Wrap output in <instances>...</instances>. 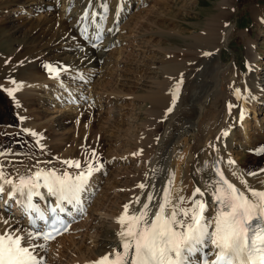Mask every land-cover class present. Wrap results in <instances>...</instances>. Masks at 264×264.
Masks as SVG:
<instances>
[{
    "label": "rangeland",
    "instance_id": "374dc122",
    "mask_svg": "<svg viewBox=\"0 0 264 264\" xmlns=\"http://www.w3.org/2000/svg\"><path fill=\"white\" fill-rule=\"evenodd\" d=\"M41 1L44 0H32L23 6L10 2L7 8H0V57L12 56V60L8 59L10 67L16 65V70H31L32 75L31 84L20 83L29 88L22 99L16 94L10 104L0 100V153H3L0 155V165L3 166L0 170L5 177L8 175L13 180L18 169L26 171L31 177L37 169H51L60 174L66 168L73 173L78 171L79 168L68 167L63 163L68 160L80 161L85 172L89 165L94 169L77 203L79 215L72 221L70 230L58 239L44 243L46 248L35 250L34 254L42 258V264H71L80 260L82 263L85 259L78 252L79 248L90 246L91 238L96 239L101 229H110L111 224L117 222L125 204L130 205L129 209L135 207L136 198L140 197L143 190L138 185L145 184L151 176L154 154L157 152L162 156L161 160L165 161L172 157L159 138L165 132H177L184 136V133L198 125L200 133H221L219 140L203 137L191 144L192 158H205L204 163L191 167L193 171L189 172L193 177L204 172L202 169H205L207 158L210 157L207 154L211 147L227 149L231 137H244L245 140L248 136L249 141L259 143V149L257 151L248 146L249 149L244 148L243 151L239 148L242 154L239 159L245 170L240 165H237V170L246 178H264V171H261L264 169V90L256 98L257 103H260L256 120L249 118L246 126L249 129L245 135L238 124L243 108L256 104L253 98L260 91L249 81L244 84L239 74L245 75L254 70L257 83L264 86V22L257 21L253 13L254 10H260L264 14V0H122L114 41L107 48L105 60L76 68L82 69L85 72L83 75L89 77L91 82L88 88L94 92L91 98L86 95L79 106L77 102H71L69 90L75 85L77 87L81 76L72 72L73 69L63 62V66L57 67L67 70L60 71L56 79L63 76L76 80L74 86H69L70 89L59 87L52 80L55 78L53 74L45 67L57 58L45 53V47L58 33L52 23H63L71 15L68 11L64 13L65 0H60L58 7L40 6ZM105 13L108 18L110 14L108 11ZM218 15H223L224 22L216 21ZM224 29H230L231 33L228 44L217 48L211 55L212 59L218 60H215V71L211 74L209 65L205 63V66L200 65L202 68L198 65L194 69L192 66L202 58V53L191 51L197 38L214 36L213 33L215 37L219 33L225 35ZM11 36L18 43L15 41L11 45ZM46 41L48 43L45 45ZM248 41L253 42L258 54L254 63L247 59ZM59 48L58 44V49L54 51V55L59 52L58 57L61 56ZM32 62L38 63L43 74L33 67ZM169 63H174L177 73L184 72L179 74L177 83H182L178 90L177 83L173 86L174 77L168 76ZM39 72L47 81H41L44 83H41V87H33L34 74V83H39ZM197 76L199 78L194 79ZM167 82L173 86L171 100L169 98V102L161 106L158 99L154 98H159ZM237 89L240 90L239 98ZM74 90L88 93L82 87ZM175 91L179 94L173 101ZM220 91H224L227 109L224 108V95L221 98ZM228 92L236 101L235 104L232 102L230 111L226 106L227 103L230 105ZM91 104L95 106L94 119L81 120V112L89 109ZM171 105L172 111L169 112ZM200 106H206L203 117L198 116L199 111L196 109ZM67 113L71 115L67 116ZM226 115L230 117L226 119ZM225 121L227 126L222 129ZM245 121L243 118L242 124ZM88 123H91L90 126ZM30 125L32 127L29 129ZM24 129L37 135L33 136ZM224 130H227V138L223 135ZM146 138L150 143L147 151L139 144ZM161 163L158 172L168 174V169ZM151 192H147V195ZM154 200L153 207L156 204ZM1 209L0 214L8 220V217L19 219L16 212ZM25 227L15 230L13 234L27 238L29 229ZM26 242L42 243L41 239Z\"/></svg>",
    "mask_w": 264,
    "mask_h": 264
},
{
    "label": "bare ground",
    "instance_id": "6f19581e",
    "mask_svg": "<svg viewBox=\"0 0 264 264\" xmlns=\"http://www.w3.org/2000/svg\"><path fill=\"white\" fill-rule=\"evenodd\" d=\"M29 1H32V0H0V8L1 7L7 8V6L9 5L10 2H17V4L19 3L21 6H23V5H25L26 2H29ZM59 1L60 0H48V1L44 0V1H41L39 3V5L40 6L45 5V7H51V6L58 7ZM105 4L107 5V11L110 14V16H108V18H106V16H105L106 11H105L104 7H102V5H105ZM63 6L65 8V10L63 9L64 13H67V11H68L70 13L71 17L67 18L63 23H60V24L59 23L55 24V22L52 23V26L57 27L58 33L56 35L54 34L55 35L54 40H52L46 47L44 46L45 48H47L46 49L47 51L45 53H49V54L53 55V57H57V58H54L50 61L51 62L50 65H53L56 67L58 65L63 66L64 65L63 62H65L67 66H69L70 68L73 69V70H71L72 72H76V74H78L79 76H82L83 80H80V82H77V87H80V88L84 87V89H87V91H88L87 95L88 96L90 95L89 98H91V96L94 95V92H92L91 89L86 88L87 84H83V83H87V82L90 83L89 82L90 79L88 76L83 75V73H85V72H83L82 69H76V68L77 67L81 68V66L87 67V66L93 65L95 63L99 64L105 60L104 56L106 54L107 48L114 41V34L116 32L115 25L118 22L117 18H118V15L120 14V11L122 8V0H91V3H89V0H65ZM85 11H88L90 14L91 13L97 14L95 17L94 23L92 22L91 18H89L88 20L82 19ZM261 12L262 11H260V10H257V11L254 10L253 11V13L255 14L254 16L257 19V21L264 22V20H263L264 14H262ZM217 17L218 18L216 19V21L224 22V21H222L223 15H220V16L218 15ZM211 21H213V20H211ZM97 25H99V28L97 27ZM84 28H87V30H88L86 33L87 39H85V35H82V30ZM224 28H225V26H224ZM41 30H42V28H41ZM52 30H54V29H52ZM225 30L226 29H224V31ZM225 32H226L225 35H221V33H219L218 34L219 36H217V34H216L217 37H215V33L212 32L214 34V36H205L204 35V36H199L197 38L196 44L191 48V51H194L196 53L198 52V54L202 53V58L199 59V62H197L196 65L192 66L194 69L198 65H199V68L200 67L202 68V66H203L202 64L205 63L207 66L209 65L208 71L211 74L215 71V69L217 68V64H215V63H217V62H215L216 59L211 58L212 57L211 55L214 53V51H217V48H221V46H226L228 44L229 35L231 33L230 29H227ZM97 36H99V38H103V41L100 44H98L96 46V48H94L92 43L94 41V38ZM52 38H53V36H52ZM16 40H17L16 38L11 36L9 42L12 45ZM30 41H32V40H30ZM103 42H104V44H102ZM16 43H18V42L16 41ZM47 43H48L47 41L44 42L45 45ZM57 43L59 44V47H60L59 49H61V51H60L61 54H59L61 56H59V57H58L59 52L56 53V55H54L55 54L54 51H56L55 48L58 49ZM246 44H247V42H246ZM246 47H247V50H246L247 51V53H246L247 59L250 62L253 61V63H254L255 60H257V58H258V54L254 50L253 42L250 43V41H248V44L246 45ZM11 51H13V49ZM205 53H209V55H205ZM7 54H9V52ZM43 55H45V54H43ZM9 58L12 60V56L11 57L7 56L5 58L0 57V100L7 102V104H10V102L13 101L14 95L17 94L22 99L23 95L25 96V94L27 93V90H29V88L22 86L20 83H30V84L32 83L31 82L32 81L31 70L28 71L25 68L23 70H21V69L16 70L15 69L16 65L14 64V61H13V65H15L14 68L10 67L9 62H8ZM206 61H208V62H206ZM216 61H218V60H216ZM205 64H204V66H205ZM218 64H220V63L218 62ZM32 65L35 69H37V68L39 69L38 63L32 62ZM200 65H202V66H200ZM72 66H75V67H72ZM64 69H67V68H64ZM39 70L41 71V69H39ZM177 71L178 70L175 68L174 63H169V69H167L168 76L171 75L172 77H174L173 75L184 74V72L183 73L182 72L177 73ZM198 71H196V72H198ZM41 73L43 74V71H41ZM189 73H190V71H189ZM210 75H208V76H210ZM240 75H242L241 78H243L242 81L244 84H246V82L249 81L250 83L254 84L257 88L260 89V91L256 92V94L253 98V101L256 104L246 106L245 108H243L242 112L244 113L243 118L246 119L245 123L242 124L243 118L240 120V123H238L239 126L242 128L241 130H242L243 135H245L246 131L249 129L248 127H246L249 118L256 120L257 109L260 108V103H257L256 98L264 90V86L257 83L254 70L251 71L250 73H246L245 75L240 73L239 76ZM35 76L36 75L34 74L33 87L34 86H40L41 87L42 86L41 83L43 81L44 82L47 81V80L46 81L44 80V78L41 76V74L39 72V78H38L39 83L35 84L34 83L35 82ZM200 76L201 75H199V77ZM208 76H206V78ZM45 77H47V76H45ZM199 77L197 76L194 79H197ZM24 78L26 79V81ZM201 79H205V78L202 77ZM52 80L54 81V83L59 85V87L63 86L64 88L68 87V89H70L69 86H72V85L74 86L73 82L76 79L73 81V77H63L62 76V77H59L58 79L53 78ZM12 81H16V83H12ZM167 83H169V82H167ZM42 84H44V83H42ZM75 86L72 87V90L70 89L69 91H71L72 101H73V98H75V100L78 101V106H79L83 102V99L81 100V98L83 96H86V94L83 93L84 90H81V91H79V90L75 91L74 90L73 91V89L77 88ZM88 86H89V84H88ZM9 88L15 90L13 93V96H11V97L8 95V93L6 91V89H9ZM170 93H171L170 91L166 92V90H164V88H163L159 94V98H154V99H158V103L161 106H164L169 102ZM219 93L222 94L221 98L224 95V97L222 99H223V103H224V108H226L225 107L224 91H220ZM216 96L217 95H215V97ZM19 97H17V100L21 101V99ZM157 97H158V95H157ZM228 97H229L228 99L231 102V104H232V102H234V104L236 103V101H234V98L231 97V94L229 95V92H228ZM170 100H171V98H170ZM172 100H173V98H172ZM44 101H46V99ZM89 101H92V100H89ZM216 107H215V109L217 110ZM12 108H13V105H12ZM205 108H206V106H200V107L196 108L199 111L198 116L203 117V115L205 113ZM215 109H213V111H215ZM94 110H95V106H94V104H91L89 109L81 112L82 113V119L81 120H83V121L84 120H93L95 115H96V113H94L95 112ZM207 110H208V108H207ZM237 110H238V107H237ZM223 111L225 112V109H223ZM249 113H252L253 116L250 115ZM67 114H68L67 116L71 115V113L70 114L67 113ZM227 116H229V115H226V119L230 117V116L229 117H227ZM201 121H202V119H201ZM182 122H181V124H182ZM90 124L91 123H88L89 126H90ZM181 124H180V126H181ZM226 126L227 125H226V121H225L223 123L222 129L226 128ZM31 127L32 126L30 125L28 128L30 129ZM177 128H178V130H180L179 127H177ZM226 131L227 130H224V132H226ZM220 134L221 133L218 131L216 133H206V132L200 133V128L197 125V126L193 127L190 131H187L186 133H184V136H183V134H178L177 132L170 133V134L165 132L161 135V137L158 136L162 140L163 145H164L165 149L168 151V153H170V154L172 153L173 158L169 157V159L167 161H165L164 159L161 160L162 156L160 154H158L157 152L154 154L155 158L153 159L154 161L152 163V166L150 167V174H149L151 176H149L148 181L145 183V185L147 187L145 189H143L141 194H140L141 201L144 202L146 200L147 192L152 191L151 195L154 198H156L155 199L156 204H153L154 207L152 206L153 208H151V210L155 211L156 205L160 202H163L165 195H170V198L172 199V201L174 203H179V201L177 200L178 197H184L183 203H182V205H180L184 208L191 207L192 199H194V198L199 199L206 206L205 212L203 215L206 218H208L209 222H211V221H213L218 210L221 207L219 202L216 200V190L220 187H223V184L220 180V176L217 175V169H219V171L223 173L225 179H227L230 183L234 184L241 192H244L246 195L250 196L249 188L255 189L258 191H264V178H262V179L246 178V177H243L244 174L242 175V172H239L237 170V168H239V166H237V165H240V168L243 171L245 170V168H243L241 166V160L239 159V156L242 155L239 153V148L243 150L244 148L249 149V147H253L257 151L259 149V143L249 141L248 136L246 137L247 139H245V140L243 139L244 137H242V138L236 137V136L234 138L231 137L230 142H228L229 144H228L227 149L218 148V147L217 148L211 147L209 149V153L207 154L210 157L207 158V162L205 164V169L204 168L202 169V170H204V172L202 174L197 173L195 177L191 176V172H189V171H193V169L191 167L196 166V165H200V164L204 163V160H205V158L202 160H196V159L192 158V156H191V144L198 142L197 141L198 138L202 139L203 137H209V138H212L214 140H219ZM234 135H236V132L234 133ZM224 137L227 138V136H224ZM243 140H244V143H243ZM147 141H148V138L140 141V143H139L146 151H147V149H150V143ZM261 142H262V139H261ZM234 150H236L235 151L236 153L234 152ZM235 155H237V156H235ZM126 156L129 157V155H126ZM229 158H232V159L230 160ZM229 161H235V163L231 164V163H229ZM161 162L164 164L162 166H164L165 169L166 168L168 169V172H169L168 174L167 173L166 174L160 173L161 171L158 172V170L161 169L159 166V163H161ZM187 166H190V167L187 168ZM229 169H231L232 171ZM65 171L70 172V170L67 168L65 169ZM24 173H26V171H24V170L21 171L20 169H18V171H16V175L14 176V179L12 180L13 183L18 184L20 182L21 176L31 177L27 173L24 175ZM4 178H5V176H4ZM5 179H8V178H5ZM242 181H246V184L243 183ZM40 183L42 184V180L40 181ZM10 188H11V186L5 185L6 191L3 194V199H2L3 201H4V199H8V191L10 190ZM153 188H154V190H153ZM196 188H200L201 192L205 195L203 196V195L196 194L194 197L193 193H194V190ZM43 191L45 192V191H47V189L44 187H40V188H37L35 190V192H39V193H42ZM19 198L20 197H18V199ZM2 200H0V201H2ZM72 204L74 205V203H72ZM135 207L139 208L140 205L136 204ZM1 210H5V209L2 208ZM19 211L20 210H18V208L15 209L16 214H18L17 212H19ZM131 211H132V209H129V212H131ZM8 218H9V223L4 224L3 220L7 219V218L4 217L2 214H0V230L8 229L12 232H15L16 229H20L25 225V222L23 220H21V218L20 219H10V217H8ZM111 225L112 226L110 229H108V228L101 229L100 233H97L96 239L93 240V238H91L92 241L90 239V241H91L90 246H86V248L84 246H82L79 248L78 252L80 253V255L83 256V259H85L84 261H86V260H92L93 261L96 258H98L99 256L103 255L104 253L108 252L111 248L118 246L119 242H118V238L116 236V233L120 231L121 226L117 222H113ZM213 228H214V225H212V227L209 228V231H212ZM34 232H36V230L32 229V233H34ZM207 244H210V242H208Z\"/></svg>",
    "mask_w": 264,
    "mask_h": 264
},
{
    "label": "snow or ice",
    "instance_id": "6c2138e0",
    "mask_svg": "<svg viewBox=\"0 0 264 264\" xmlns=\"http://www.w3.org/2000/svg\"><path fill=\"white\" fill-rule=\"evenodd\" d=\"M102 7L107 11L106 4ZM96 15L85 11L82 19L91 18L94 23ZM97 27L99 28V25ZM87 31V28L82 30L85 39ZM96 39H99V36ZM93 47L96 45L93 44ZM45 67L54 77L58 76L60 71L67 70L53 65ZM181 83L182 81L177 83V90ZM6 91L11 97L15 90L9 88ZM239 91L236 90L238 98ZM175 98L174 94V100ZM231 107L232 105H229V109ZM168 111L171 112L172 108ZM243 115L242 112L241 119ZM24 131L31 132L29 129ZM31 135L36 136L37 133L31 132ZM223 135L227 136L228 133L224 132ZM63 163L68 167L80 168V161ZM229 163L234 164L235 161ZM2 167L0 165V169ZM93 171L89 165L87 172H80L73 177L67 171L58 175L55 170H39L32 177L21 176L20 182L14 184L11 179H5L4 172L0 170V199H3L6 191L5 185L11 186L8 191L9 200H16L23 207L24 202L18 197H25L30 202L32 196L38 194L35 190L44 187L49 194L58 198L57 208L64 211L61 202L79 203L81 193L85 190ZM217 175L220 176L223 187L216 190V200L221 207L213 221L209 222L203 215L206 206L199 199H192L191 207L184 208L180 206L184 197H178L179 203H174L170 195H165L163 202L158 203L156 210L152 211L154 197L151 194L146 196L144 202L137 197L135 203L140 207H133L129 212L130 205L125 204L124 211L117 218V223L121 226L120 231L116 233L118 246L99 256L92 264H188L189 256L198 250V246H204L208 242L215 249V258L210 262L205 260L204 264H264V191L249 188L250 196L246 195L225 179L219 169ZM242 182L246 184V181ZM138 187L145 189L147 186L140 184ZM196 194L203 195L200 188L194 190V197ZM29 207L39 219H46L38 207L31 204ZM257 222H260L259 226H255ZM3 223L8 224L9 220L4 219ZM212 225L214 228L209 231ZM63 227L66 230L67 226ZM60 230L53 226L52 231L38 230L35 234L29 233L27 238L14 235L8 229L0 230V264H42V258L34 252L37 248H46V244L26 241H48L53 238V232L59 233Z\"/></svg>",
    "mask_w": 264,
    "mask_h": 264
}]
</instances>
